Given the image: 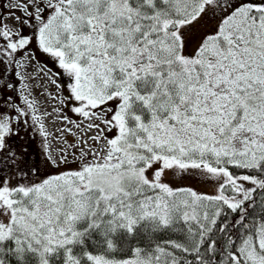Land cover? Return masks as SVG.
I'll use <instances>...</instances> for the list:
<instances>
[{
	"label": "snow or ice",
	"instance_id": "snow-or-ice-1",
	"mask_svg": "<svg viewBox=\"0 0 264 264\" xmlns=\"http://www.w3.org/2000/svg\"><path fill=\"white\" fill-rule=\"evenodd\" d=\"M0 264H264V0H0Z\"/></svg>",
	"mask_w": 264,
	"mask_h": 264
},
{
	"label": "rangeland",
	"instance_id": "rangeland-1",
	"mask_svg": "<svg viewBox=\"0 0 264 264\" xmlns=\"http://www.w3.org/2000/svg\"><path fill=\"white\" fill-rule=\"evenodd\" d=\"M38 59H40L41 64L44 63V58L42 56H38ZM40 64L36 65V68H39ZM49 67H51V64H49ZM55 70V69H53ZM28 72L30 75H35L34 72H32L31 69H28ZM11 74V73H10ZM30 85V90L32 93V97H34L37 101V105L40 108L41 111H50L51 107L54 104V101L51 100V97L48 95V92L45 91V88L48 89V91L54 92L55 89L53 86L47 85L45 82L39 79H33L30 81H27ZM17 87H20L18 84ZM52 122H49V130H52ZM32 149L34 153V164L41 169V171L44 170L43 166V159L42 154L40 150V140L41 138L38 135H32Z\"/></svg>",
	"mask_w": 264,
	"mask_h": 264
},
{
	"label": "flooded vegetation",
	"instance_id": "flooded-vegetation-1",
	"mask_svg": "<svg viewBox=\"0 0 264 264\" xmlns=\"http://www.w3.org/2000/svg\"><path fill=\"white\" fill-rule=\"evenodd\" d=\"M21 136L23 137L24 136V132H22L21 133ZM24 144L27 146V148H28V151H29V159H30V161L32 162V163H34V153L32 152V142H33V140H32V137L31 136H29V137H27V138H25L24 139Z\"/></svg>",
	"mask_w": 264,
	"mask_h": 264
},
{
	"label": "trees",
	"instance_id": "trees-1",
	"mask_svg": "<svg viewBox=\"0 0 264 264\" xmlns=\"http://www.w3.org/2000/svg\"><path fill=\"white\" fill-rule=\"evenodd\" d=\"M32 152H33V149H32Z\"/></svg>",
	"mask_w": 264,
	"mask_h": 264
}]
</instances>
